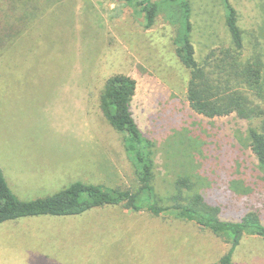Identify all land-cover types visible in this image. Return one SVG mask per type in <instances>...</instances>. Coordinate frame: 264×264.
Wrapping results in <instances>:
<instances>
[{"label": "rangeland", "instance_id": "obj_1", "mask_svg": "<svg viewBox=\"0 0 264 264\" xmlns=\"http://www.w3.org/2000/svg\"><path fill=\"white\" fill-rule=\"evenodd\" d=\"M229 2L248 58L264 0ZM174 20L162 9L146 29L125 0H0V169L19 200L76 182L135 187L122 135L99 111L106 80L123 74L136 82L130 110L153 144V186L163 204L187 178L223 221L239 222L251 210L264 225V173L248 137L259 120L207 119L189 108ZM191 23L198 64L231 46L222 0H192ZM245 94L264 110V99ZM230 242L192 223L104 207L1 224L0 264H220ZM232 263L264 264V241L245 236Z\"/></svg>", "mask_w": 264, "mask_h": 264}, {"label": "trees", "instance_id": "obj_2", "mask_svg": "<svg viewBox=\"0 0 264 264\" xmlns=\"http://www.w3.org/2000/svg\"><path fill=\"white\" fill-rule=\"evenodd\" d=\"M140 14L149 29L162 9L176 14L174 51L179 63L189 72L186 101L189 108L207 119L235 115L252 123L248 128L249 147L264 173V110L246 96L252 93L264 99V18L256 34H252V53L242 57L244 31L239 26L236 10L229 0H222L224 26L231 46L210 52L200 65L195 60L191 40L193 26L192 0H125ZM264 17V8L262 9ZM136 82L127 75L108 78L99 97V111L108 125L122 135V144L133 168L135 187L107 188L100 185L73 183L53 195L31 201L19 200L9 188L0 169V225L34 217H74L91 210L121 206L132 212H145L154 218L166 217L192 223L216 237L228 235L231 247L220 264H233L232 255L245 236L264 241V225L255 211H247L239 222L223 221L218 205L210 203L187 178L174 183L175 193L164 205L153 186V144L143 137L136 125L130 105Z\"/></svg>", "mask_w": 264, "mask_h": 264}]
</instances>
